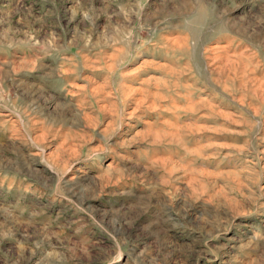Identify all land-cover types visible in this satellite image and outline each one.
<instances>
[{
	"label": "rangeland",
	"instance_id": "rangeland-1",
	"mask_svg": "<svg viewBox=\"0 0 264 264\" xmlns=\"http://www.w3.org/2000/svg\"><path fill=\"white\" fill-rule=\"evenodd\" d=\"M0 264H264V0H0Z\"/></svg>",
	"mask_w": 264,
	"mask_h": 264
}]
</instances>
